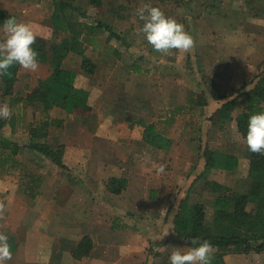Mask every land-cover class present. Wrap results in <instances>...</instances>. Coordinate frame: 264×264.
I'll use <instances>...</instances> for the list:
<instances>
[{"label":"rangeland","instance_id":"1","mask_svg":"<svg viewBox=\"0 0 264 264\" xmlns=\"http://www.w3.org/2000/svg\"><path fill=\"white\" fill-rule=\"evenodd\" d=\"M65 1L69 7H65L64 14L73 16V19L77 20V25L85 24L84 27H78L84 33L80 38V48L85 50V56L98 65V70L92 77L85 74L81 69V57L74 53L67 55L62 65L78 74L76 82L78 88L90 92L87 101L92 112L100 113L101 118L107 114L113 125L127 122L125 125L131 132L137 127L144 131L142 122L154 123L162 134L174 140V149L169 152L171 159L161 160V157H167L168 154L162 156L142 140L141 149L137 153L147 159L145 164L147 167L144 169L138 164L131 165L130 162H134V150L117 139L120 137L118 133L112 132L107 135L111 139L110 142L89 136L79 142L76 141L77 148L69 153V157H76L75 162L64 160L68 169H61L37 153L36 156L27 151L28 154L24 155L25 145L22 141H19V144L14 143L12 138L10 140L5 138L6 135L25 133L23 125L27 124L29 127L24 119L22 123L25 124L21 123L16 131L18 119L14 116L15 126H9L0 133V140L5 141L3 144L8 142L11 146L16 144L19 146V152L22 151L20 155L15 156L16 162L19 161L21 164L10 169L11 173L25 172L27 181L30 176L39 177L37 180L39 185L41 183V190L45 187L43 190L57 191L63 202H66L70 195L75 196L74 200L71 197L70 199L78 211L74 212L73 220L78 237L80 229L88 223L85 220L89 214L86 212L84 214L83 210L87 211L84 205H88V201L93 198V194L89 192L107 194L105 191L107 188L105 189L103 183L107 186L109 179L114 175V170L135 176L134 189L142 192L134 198L135 201L139 206L151 207L163 201L162 207L158 205L160 211L153 213L154 219H149L146 214L134 216L129 213L120 216L118 217L120 221L118 219L113 227L110 224L115 218H111L107 221L108 225H100L106 228V232L101 233L102 238H106L105 242L110 244L112 241L108 239L109 228L114 234L119 232L117 234L121 242L127 247L122 261L125 264H132L135 260L134 253L136 259L139 258L136 233L139 237L149 239L147 251L153 257L152 264H168L173 247H187L185 241L174 232V217L183 199L187 198L191 204L200 203L206 206L207 225L213 224L215 220L214 202L218 195L212 193L205 183L217 182L216 179H220L221 176L216 177L212 172L214 170L219 172L221 169H214L207 176H202L205 171L206 151L218 150L221 153L235 155L239 159V165L233 172L221 171L226 174L223 177L225 180L223 186L236 193H245L250 187L249 150L245 140L237 134L239 132L236 122L230 121L221 125L220 122L223 121L213 117L225 103L238 95L236 90L248 92L255 89L264 75V3L262 0H214L212 4L213 0H191L189 6L183 4L181 7L175 0H103V4L98 7L89 0ZM146 4L159 8L165 16L184 25L195 42L190 52L172 50L170 55L163 56L153 51L143 36L138 34L143 22L139 19L137 10ZM0 10H5L10 15L8 18L15 17L18 22L29 24L37 37L48 42V48L60 43L64 38L63 35L54 33L51 23L54 7L50 0H41L38 3L0 0ZM101 24L105 27H100ZM107 26L110 30L106 29ZM2 35L0 33V37ZM230 35L233 37L237 35L236 40L229 39ZM95 43L99 44L96 50ZM48 50L50 53L51 50ZM39 65L35 72L25 71L19 67L12 94L5 97L9 107L14 97L29 95L31 90L38 87L39 81L51 73L49 63L39 61ZM191 71H194L195 78L191 76ZM131 77H135V80L132 81ZM1 84L5 86L2 76L0 87ZM212 90H217L222 98L220 100L212 98ZM10 109L12 111V107ZM246 109V103L240 99L231 116L235 119ZM45 118V115L35 114V117L30 119L33 122L29 123L41 127L42 123L48 122ZM80 118L78 114L75 117L78 124L87 126L88 122L90 123V121L82 123ZM14 129L17 133L13 131ZM50 130L56 135L59 128ZM50 130L47 126L48 134L46 133L44 138L50 135ZM79 130H71L70 136L76 137L73 132L80 135L82 130ZM103 135L105 136V133ZM116 147L120 149L115 150ZM113 153L118 157L114 164L121 169L105 164L104 157ZM111 157L112 155L108 158ZM101 159L104 161H100ZM162 164L165 165V171L159 173L157 169ZM122 177L124 176L120 178ZM127 188L128 186L116 201L110 193V201L113 204L121 202L123 205L126 204ZM149 196L155 199L149 202ZM99 200L104 202L102 199ZM254 207L255 205L251 204L248 209L253 211ZM93 211L92 208L88 209L89 213ZM102 214L107 215L104 212ZM158 218L160 221L168 222L163 228L165 232H162L163 236L168 238L165 247L164 238L161 239L162 236L158 233L160 226L156 225L155 221ZM65 222L64 219L63 225ZM122 222L124 224H121ZM12 243L14 241H9V245ZM154 245L160 247L161 251H153ZM111 252L110 255L116 257L114 252ZM263 254L229 252L224 260L226 264H264ZM128 257L130 258L126 260ZM117 260L119 261L117 263H120V255Z\"/></svg>","mask_w":264,"mask_h":264},{"label":"trees","instance_id":"2","mask_svg":"<svg viewBox=\"0 0 264 264\" xmlns=\"http://www.w3.org/2000/svg\"><path fill=\"white\" fill-rule=\"evenodd\" d=\"M41 0H23V2L38 3ZM54 10L51 16V23L54 33L63 35L64 38L58 44L51 48L47 47L45 39L36 36V43L33 45L39 53L38 59L41 63H49L52 71L43 80L31 94L26 97L27 103H40L43 106V112L52 109H61L68 115L78 114L81 116L82 123L90 119L92 108L88 104L89 92L76 86L78 74L75 71L66 69L62 63L70 53L81 57V69L85 74L94 76L98 70V65L91 58L85 56V50L82 49L80 38L84 34L78 27H84L85 24L77 25V20L73 16L64 14L65 7L69 5L65 0H50ZM95 6H101L103 0H89ZM179 6H189L191 0H175ZM187 2V3H186ZM67 14V12H66ZM10 16L5 10H0V25ZM104 25L101 24L100 27ZM105 27V26H104ZM92 27H90L91 29ZM106 29L110 30L107 26ZM93 30V29H92ZM83 33V34H82ZM113 35V34H112ZM115 36V35H114ZM117 38V37H116ZM94 42V41H91ZM94 50L99 44H94ZM51 52L49 53V50ZM106 63H108L106 61ZM191 68V61L188 62ZM20 66H13L8 70L7 75L2 79L5 83L3 88L5 95H11L13 84L17 80V72ZM191 70V69H190ZM195 78L194 71L190 72ZM215 88V86H214ZM238 95L225 103L213 118L222 120L221 125L230 121H235L241 138L244 139L247 131V123L250 115L258 112H264V75L257 84L256 88L242 92V89L235 91ZM212 98L220 100L222 97L218 91L212 90ZM242 99L246 103V111L239 114L235 119L231 116L232 112L238 106V101ZM206 105V103H203ZM50 119V118H49ZM4 119H0V129L3 127ZM87 123V122H86ZM143 131V141L151 148L158 151H170L174 146V140L162 134L154 123H141ZM47 126H57L64 129V121L58 120L43 123L41 127L31 130V143L28 148L39 155L50 160L54 165L61 169H68L63 163V146H51L41 143L39 139L46 137ZM245 140V139H244ZM10 148V153L5 157L7 161H15L14 156L19 152V146L16 144L5 143V148ZM206 164L202 176H207L214 169L233 172L239 163L237 156L227 153H221L218 150H210L205 153ZM2 158L0 157V160ZM249 159V183L250 187L245 193L231 192V190L217 182H206L209 190L217 194L214 202L215 220L213 224L207 225V210L204 204L189 203L188 199L180 202L177 214L174 217V232L185 241L197 238L201 241L207 240L213 245V259L211 264H226L224 257L229 252L236 254H263L264 253V154L252 153L248 151ZM127 187L125 178L112 177L107 183L108 190L120 195ZM254 204V210L250 211L248 206ZM94 249V243L89 236L81 240L72 256L75 260H81L88 257Z\"/></svg>","mask_w":264,"mask_h":264},{"label":"crops","instance_id":"3","mask_svg":"<svg viewBox=\"0 0 264 264\" xmlns=\"http://www.w3.org/2000/svg\"><path fill=\"white\" fill-rule=\"evenodd\" d=\"M262 2L264 3V0H262ZM212 4H214V0ZM235 38H237V35H235L234 37L232 35L229 36V39H232L234 41L236 40ZM250 39L253 40L252 38ZM43 79L45 78H42V80ZM131 80L134 81L135 77H131ZM3 88L4 86L1 84L0 104L6 103L5 97H9L4 94ZM30 92H32V90ZM30 92L28 94H31ZM27 96L25 95V97H14V99H12L14 101L11 100L13 104L11 103L10 107H12L13 116H10L8 119H4L3 127L0 129V133H3L7 127L15 126L13 122V118L15 116L18 119V122L16 123L17 131V127H20L22 121L26 119V122H28L29 124V127H27V124L23 125L25 126L23 130L26 134L20 132V134H13L12 136L6 135L5 137L7 140H10L12 138L11 140H13L14 143L18 142L20 144L19 141H22L25 145V147L23 148L24 155L28 154L27 151L30 154L36 155L37 153L28 148L29 144L31 143V130H33V128H36L35 126H37L36 124L33 125L29 122H33L30 121V119L31 117L34 118L35 114H37L42 116L45 115V120L49 121L50 124H52L53 121H64V129H59L56 132V135H54L53 131L50 130V128L58 127L51 126L49 127L50 135L47 138H43L42 140L39 139V141L44 144H48L51 146H63V163L65 161H69L70 163L72 161L75 162L76 157H69V153L71 152V150L77 148L76 143L79 142V140L87 138L89 136L90 138L93 137L98 138L101 141L104 140L110 142L111 139L107 137V135L113 132L114 134H119L120 137L117 138L118 140L120 139L122 143L125 142L127 146L131 147V149L134 150V162H130V164L136 166L138 164V166L140 167L143 166L144 169L147 167L145 165L147 159H145L142 154L137 153L138 151H140V145L143 142V131L141 128L137 127L134 129L133 132H131L127 129L125 125L127 124V122H122L119 125H113L110 119L108 120L107 114L104 115L105 117L101 118L102 115L94 111L92 112V115L88 120L90 121V123L88 122L87 126L84 124L80 125L77 123V120H75L77 114L68 115L66 112L57 108L52 109L48 112H43L42 104H29L25 102ZM104 126H106L105 129ZM77 129L82 130V133L79 135V133L73 132L76 137L70 136V131H75ZM13 131L15 132V129ZM103 133H105V136L103 135ZM27 141L29 142L27 143ZM3 142L5 141L0 140V157L2 158L0 160V232L8 235L9 241H14V243L10 245L13 256L12 259L7 262V264H125L122 260L126 252L125 248L127 247L124 245V242H121L117 234L119 232H116L114 234V231L110 230L109 228V232L111 234L108 233V239H110L112 242L108 244L105 242L106 238L103 239L101 234L106 232V228L105 226L100 225H108L109 222L107 221H109V219L111 218H115L111 221L110 224L113 227L114 223H116L118 219L120 221V218L118 217L129 213L134 214V216L146 214L149 219H152L154 215L153 213L160 211L161 208L158 205L162 207L163 201H160L158 205L156 203L152 207L150 205L139 206L138 202L135 201L134 198L138 197V195L142 194V192L134 189L133 185L135 181L133 182V179H136V177L128 176L127 173H122V171L119 170H114V175H120V177L124 176L122 178H125L127 180V203L124 205L122 204V202L118 204H113L110 201L111 197L109 199L111 192H108L106 184L102 182L105 189H107L101 190L107 191V194L100 192H98V194H95V192H89L90 194H93V198H96L95 200H92V198L90 201H88V205H84V207H87V211L83 210V213L85 214L86 212L87 214L92 216L88 215V219L85 220V222L88 223H85V226L80 229L81 231L80 233H78L80 236L78 237L76 235L77 231L74 228L75 221H73L74 212L78 213V211L75 209V204L73 205V200L75 199V196L71 197L72 195L69 194L73 200H71L70 197H67L66 202H63V200H60V196L57 191L49 192L43 190L46 189L45 187H43V189L41 190V183L39 185L37 180L39 179V177L30 176L29 181H27L28 178H26L25 172H23V174L21 172L17 174L11 173L10 169L14 167L17 168V166H20L19 164L21 163H19V161L14 162L5 160V157H7V155L11 153L10 148H5V154L1 153L4 150L3 147H5V144H3ZM118 149L120 148H115V150ZM173 149L174 147L167 152L157 150L159 153H161L162 156L168 154L167 157H161L160 159H167L169 161L171 159V153L169 152H171ZM21 152L22 151L18 152V154L20 155ZM23 154L21 157H23ZM111 155L112 157L108 158ZM117 158L118 157L113 153L104 157L105 161L102 159L100 161H104L105 164L107 163L108 167L113 166L115 168H120L116 167L118 166L117 164H114V161H117ZM13 159H15V156ZM88 162H90V159ZM66 163L67 162H65L64 164ZM171 163L172 162H170L169 165H171ZM137 170H139L138 167ZM221 171L217 172L214 170V172L212 173L216 177L221 176V178L216 179V181L217 183L224 185L225 180L223 177L226 174L221 173ZM114 175L112 177L120 178L119 176ZM144 195L146 196L145 193ZM111 196L114 201H116L118 200L117 197L122 196V194H113ZM99 199H102L107 204L101 202ZM153 199H155L153 196H149V202H152ZM91 208L94 209L93 213L88 212V209ZM102 212L106 213L108 216L102 214ZM162 214H164V211L162 212ZM159 218L155 219V221L156 225L160 226H158V233H160V235L162 236L161 239L164 238L163 244L165 247L167 246L168 238L163 236L164 233L162 232H165L163 228L165 227V225L168 224V222L160 221ZM64 219L66 221L65 225H63ZM90 223H92L91 225H99L100 227H92ZM121 224L124 223L122 222ZM85 235L89 236L92 239L94 243V249L91 251L88 257H85L81 260H75L72 256V253L75 251V249L80 244L81 240L85 237ZM169 235H171L170 232ZM113 236L114 238H112ZM135 236L138 238L137 247L139 252V258L136 259V253H134L133 258L135 260L132 259L134 261L132 262V264H142L143 261V264H152L153 257H151L150 253L147 251V248L149 247V239H146L142 236L139 237L136 233ZM154 246L157 247V245ZM111 251L114 252L113 254H115L116 257L110 255L112 253ZM159 251L161 250L159 249ZM119 255L120 263H117L119 262L117 260ZM262 256H264V254ZM129 258L130 257L126 258V260Z\"/></svg>","mask_w":264,"mask_h":264},{"label":"clouds","instance_id":"4","mask_svg":"<svg viewBox=\"0 0 264 264\" xmlns=\"http://www.w3.org/2000/svg\"><path fill=\"white\" fill-rule=\"evenodd\" d=\"M137 15L143 22L138 34L153 51L167 56L172 50L188 53L194 47L193 37L184 25L165 16L159 8L146 4L137 10ZM0 33L3 34L0 37V76L7 75L8 70L17 65L30 72L39 69V53L33 47L36 34L29 24L9 17L0 25ZM11 115L9 105L0 104V119H8ZM244 139L250 152L264 154V112L250 115ZM157 171L163 173L165 165H159ZM187 243L188 247H173L168 264H211L214 249L209 241L192 238ZM159 249L154 246L153 251ZM12 256L8 235L0 232V264H7Z\"/></svg>","mask_w":264,"mask_h":264}]
</instances>
